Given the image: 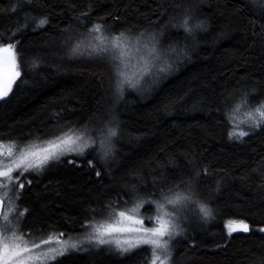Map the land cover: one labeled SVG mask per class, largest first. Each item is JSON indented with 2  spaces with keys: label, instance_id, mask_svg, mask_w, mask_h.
I'll return each mask as SVG.
<instances>
[{
  "label": "trees",
  "instance_id": "obj_1",
  "mask_svg": "<svg viewBox=\"0 0 264 264\" xmlns=\"http://www.w3.org/2000/svg\"><path fill=\"white\" fill-rule=\"evenodd\" d=\"M187 14L207 21L198 46L171 26ZM45 17L49 23L37 29ZM96 23L107 36L163 33L165 45L187 43L191 58L174 62L149 90H126L116 109L123 123L114 155L102 159L97 147L28 175L31 184L26 181L19 200L28 210L24 230L78 235L89 221L137 204L152 216L156 208L148 201L159 199L152 193L183 188L181 181L192 178L213 217L203 218L196 204L188 209L185 234L170 241L171 264H264V128L229 139L232 126L221 111L242 90H256L252 103L264 101V0H0V43L15 44L22 73L0 101V142L99 128L108 118L111 66L69 56L76 44L94 42L87 29ZM205 167L208 173L196 181L193 169ZM153 179L163 183L154 186ZM230 220L245 221L250 231L229 236ZM150 257L148 247L121 255L100 246L49 264H149Z\"/></svg>",
  "mask_w": 264,
  "mask_h": 264
},
{
  "label": "snow or ice",
  "instance_id": "obj_2",
  "mask_svg": "<svg viewBox=\"0 0 264 264\" xmlns=\"http://www.w3.org/2000/svg\"><path fill=\"white\" fill-rule=\"evenodd\" d=\"M254 2V0H245ZM15 11V9H12ZM191 14L185 15L179 22H170L173 28L183 29L185 38H191L194 46H198V33L206 31L208 24L205 20H195ZM48 19H39L35 27L43 28L48 24ZM27 27V25H24ZM264 27V26H262ZM67 31V30H65ZM108 31L104 25L96 23L87 29V35L93 38L94 42L78 43L69 53L70 58L87 57L88 59L104 60L112 68V101L107 109V119L102 122L99 128L78 130L68 127V131L54 140L45 141L43 146L24 145L14 151L10 142L5 146L0 142V157H7L9 162H0V189H4L0 195V264H46L47 261H55L63 256L71 247L79 250L78 244L65 245L62 240L57 242L61 245L59 249L49 247L47 251H42V245L50 244V240L42 239L39 243L34 240L29 242L25 235L20 233L9 219L16 206L12 199H8V210L4 211L5 197L13 185L18 189H23L24 185L14 179L13 173L20 170V173L30 170L42 171L50 162H62L61 158L69 154L84 156L86 150L99 148L101 158L107 160L114 155V140L121 135L122 121L119 120L117 107L125 98L128 89L136 90L144 80L145 76L151 77L153 70L159 74H165L174 70V62L181 58H191V53L187 43L180 45L178 42L165 45L162 43L163 33L142 32L136 35L128 32L111 33L105 37ZM15 35V33H13ZM99 37V38H97ZM145 38L146 42H145ZM137 53L135 61L136 67L140 70L131 72L133 58L129 50ZM36 66V62L33 63ZM20 61L13 43H0V101H4L12 93L13 85L21 78ZM256 90L251 89L241 91L239 96L229 101H225L226 108L222 111L224 119L232 126L228 133L229 139L243 140L249 136L250 132L264 128V101L252 103L250 97L256 95ZM195 108V105L193 106ZM241 109L246 110V120L236 122L235 113ZM247 123L248 130H243L241 125ZM91 133L96 134L94 139ZM74 163L73 161H68ZM171 162V161H170ZM90 167H94L91 160L88 161ZM194 163V162H193ZM195 180L198 181L201 174H207L208 168L200 171L193 169ZM96 175H100L99 172ZM31 184V180L27 181ZM153 185L162 184L163 181L153 179ZM181 184H173L170 187H160L152 195H158L159 199L149 200L148 203L156 208L153 227H145L144 220L137 215H130L126 211L115 213L117 219L113 223L98 225L95 234L89 239L94 240L97 246L115 245L116 250L121 255L131 253L142 245L150 246L152 252V264H171L173 252L170 241L185 234L182 228V219L188 209L196 204L203 218H212L213 212L207 204L200 202L195 191V181L189 178L181 181ZM219 191V184H217ZM132 191H138L133 185ZM16 199L20 198V193L15 194ZM142 204H137L131 211L137 213ZM109 208L111 205L108 206ZM171 208V211H169ZM28 210L24 209L20 215H24ZM149 222H153V217H148ZM125 222H130L125 224ZM135 225V226H131ZM228 235L233 232H249L250 226L244 221H228ZM264 231V228L259 229ZM10 233L6 235L5 233Z\"/></svg>",
  "mask_w": 264,
  "mask_h": 264
},
{
  "label": "rangeland",
  "instance_id": "obj_3",
  "mask_svg": "<svg viewBox=\"0 0 264 264\" xmlns=\"http://www.w3.org/2000/svg\"><path fill=\"white\" fill-rule=\"evenodd\" d=\"M256 1L257 0H254V2H256ZM104 36L107 37V35L105 33H104ZM146 39L147 38H145V42H146ZM129 52H130V55L133 58L132 67H131L130 71L131 72H137V71L140 70L139 68L136 67V64H135V61H136V58H137V53L134 50H132V49H130ZM167 74L168 73L159 74L154 69L153 70V75L151 77L145 76V78L142 81L141 85L137 89L138 90L140 89V91L149 90L150 88H153L155 85H157L161 81V78H163ZM245 113H246L245 109H241L240 111L235 113V119H236L237 123H240L241 121H245L246 120ZM241 127H242L243 130H248L247 123L242 124ZM67 131H68V128L60 130L56 135H53L52 137H47V138L41 139V140H34V141L26 142V143H16V142H11V143H12V145L14 147V151L17 150L18 147L24 146V145L43 146V143L45 141L54 140L56 137L61 136L62 134H64ZM81 131H83V130H81ZM250 133H253V132H250ZM91 135L93 136L94 139L96 138V134L95 133H91ZM3 143L5 144V146H9V144H10V142H3ZM89 150L90 149L86 150V152H88ZM86 152H85V155H86ZM73 155H76V154L73 153V154H69L67 156H73ZM64 157H66V156H64ZM64 157H62V158H64ZM0 162L8 163L9 160H8L7 157H0ZM53 163H55V162H50L49 165H51ZM49 165L45 166V168L42 171L30 170L29 172H24L23 174L20 173V170H16L13 173L14 179L17 180L19 183L23 184L24 187H25L28 175L44 173V171H46V169L48 168ZM4 191H5L4 189H0V195H2ZM22 191H23V189L22 190L18 189L15 185L12 186L11 191H9V193H8V197H5L4 211L8 210V199L9 198L12 199V201L14 202V204L16 206V210L14 212H12L10 217H9V219L11 221V224L15 225L16 228L18 229V231L20 233L24 234L25 235V239L28 240L29 242L34 240L36 243H39L42 239L50 240L51 241L50 244L41 246V250L42 251H47V249L49 247L59 249L61 247V245L57 242L58 240H62L65 245H69L70 246L71 244L75 243V244H78L80 246L79 250H74L71 247H69V250L64 255L69 254L71 252H75V251H80V250L83 251V250L92 249L94 247H100V246H97V244H96V242L94 240H90L89 238L95 234V229H96V227L98 225H101V224H104V223H113V222H115V220L117 219V217L115 216V213L119 212V211H126L130 215H133V214L137 215L138 218L144 220V226L145 227H153V226H155L154 225V217H155L156 213H154V215H152V216L149 215L148 213H145V214L141 213L140 210H141V207H143V205H144L143 204L139 208L137 213H133L131 211L135 207L122 208V209H117L112 215H110L108 217H104V218H102L100 220H91V221H89L86 224L83 232H81L78 235L67 236L65 234H60V233H49L48 235L42 237V234H39V233H37L35 231L24 230L23 219H24L26 213H24V215H22V216L20 215V213L23 212L24 209L20 206V203H19L20 198L17 200L16 196H15V194L17 192H19L20 193V197H21ZM169 211H171V208H169ZM149 216L153 217V222H149V219H148ZM232 221H241V220H232ZM2 223H3V221L0 220V224H2ZM129 223L130 222H125L126 225L129 224ZM131 226H135V225H131ZM237 232H240V231H237ZM5 234L9 235L10 233L6 232ZM101 246H108V247H111V248L116 250L114 244L113 245H101ZM141 247H148L149 248L150 253H151L149 264H152V252H151L150 246L142 245L139 248H141ZM139 248H137V249H139ZM59 258L60 257H58V259ZM51 262H54V261H47L46 264H49Z\"/></svg>",
  "mask_w": 264,
  "mask_h": 264
}]
</instances>
